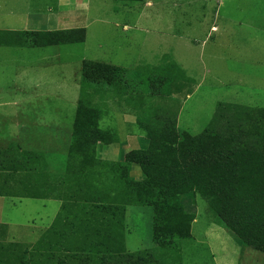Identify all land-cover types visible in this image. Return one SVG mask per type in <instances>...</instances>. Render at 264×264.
Wrapping results in <instances>:
<instances>
[{"label": "rangeland", "instance_id": "374dc122", "mask_svg": "<svg viewBox=\"0 0 264 264\" xmlns=\"http://www.w3.org/2000/svg\"><path fill=\"white\" fill-rule=\"evenodd\" d=\"M83 10V44L34 51L0 47V161L4 152L7 158L21 155L17 140L28 138L23 154L32 152L26 158L33 159L34 168L39 159L38 172L47 161H52L50 170L73 168L70 150L86 61L129 71L176 63L193 80L191 93L154 103L176 113L179 131L192 136L205 130L219 102L264 108V0H86ZM41 20L30 19V30H55L39 25ZM26 21L0 18L18 31L25 30ZM135 81L133 101L111 90L95 96L100 127L113 142L101 146L96 158L120 162L125 180L144 184L156 173L133 161V153L148 150L150 143L138 126L135 98L150 93ZM4 138L12 140L5 143ZM96 179L100 182L102 175ZM109 184L114 187V181ZM182 203L196 217L189 236L178 245L183 264H264V251L244 247L199 194L184 197ZM126 218L127 233L137 241L133 253L154 248L155 208L129 206ZM127 233L125 229V237Z\"/></svg>", "mask_w": 264, "mask_h": 264}, {"label": "trees", "instance_id": "16d2710c", "mask_svg": "<svg viewBox=\"0 0 264 264\" xmlns=\"http://www.w3.org/2000/svg\"><path fill=\"white\" fill-rule=\"evenodd\" d=\"M86 36L85 28L32 33L24 36L22 44L30 47L83 44ZM134 79L150 93L135 98L138 126L150 143L148 150L133 153V161L144 171L156 173L144 184L125 180L120 162L96 158L101 146L113 142L108 139L110 133L100 127L102 113L94 98L104 90H111L120 98L133 101L136 91L131 81ZM192 82L174 62L136 71L84 62L69 159L70 166L79 170L76 173H84L80 180L76 179L82 186L61 199L64 204L58 219L63 218L65 231H71L69 238L64 234L66 255L55 262L51 257L43 261L47 264H183L178 245L189 236L196 217L185 211L182 199L195 194L207 201L219 223L237 235L244 247L264 251V108L219 102L201 134L180 132L178 115L154 102L158 98L191 93ZM27 155L8 157L5 163L12 168L32 160ZM94 173H116L111 176L110 181H114L111 193H107L108 187L100 188ZM127 205L155 208L154 248L127 252ZM7 248L6 252L0 251V264H28L27 250L23 251L20 245Z\"/></svg>", "mask_w": 264, "mask_h": 264}, {"label": "crops", "instance_id": "0c3cea01", "mask_svg": "<svg viewBox=\"0 0 264 264\" xmlns=\"http://www.w3.org/2000/svg\"><path fill=\"white\" fill-rule=\"evenodd\" d=\"M83 1L86 0H0V18H25L27 21L24 24L28 29L24 28L25 30L18 31L15 27L12 28L14 24L0 23V47L34 51L46 47L25 46L22 43H24L23 38L26 34L83 28L80 20L84 13ZM30 19H42L39 21V25L45 24L55 30L31 31ZM17 34L21 36H16ZM23 34L24 36H22ZM27 127L28 124H25L22 129ZM10 140L12 139L4 138L1 141L6 143ZM22 140V138L17 140L21 148L20 154H23L24 151L28 152L22 145H30L28 138H25V141ZM21 142H25V144H21ZM6 155L7 153L4 152L0 161V251L5 250L6 252L9 245H20L23 247V251L27 250L28 264H47V261L43 260L49 257L53 258L54 262L59 258H64L66 255L64 234L66 232L69 238L71 231H65L66 221L63 218L58 219L64 204L61 199H64V195L76 193L79 186H82L81 183L76 182V179L80 180L79 178L84 173H76L79 170L74 168L50 170L52 161H47V164L38 172L39 159L35 161L37 163L35 168L33 159L13 165L11 168L9 163H5ZM13 173H17L16 178H12ZM21 173H24L26 177L22 178ZM29 173H36L37 176L30 177ZM100 174L102 179L99 186L107 188L111 183V176L115 173ZM41 175L44 176L43 179L39 178ZM108 189L107 193H111L112 188ZM128 207H126L127 213ZM127 230L126 218V233ZM136 243L135 237L127 233L125 246L128 253L135 252Z\"/></svg>", "mask_w": 264, "mask_h": 264}]
</instances>
